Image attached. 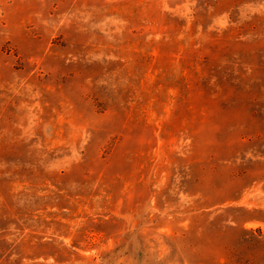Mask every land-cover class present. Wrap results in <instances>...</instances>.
Segmentation results:
<instances>
[{
  "label": "rangeland",
  "instance_id": "obj_1",
  "mask_svg": "<svg viewBox=\"0 0 264 264\" xmlns=\"http://www.w3.org/2000/svg\"><path fill=\"white\" fill-rule=\"evenodd\" d=\"M0 264H264V0H0Z\"/></svg>",
  "mask_w": 264,
  "mask_h": 264
}]
</instances>
